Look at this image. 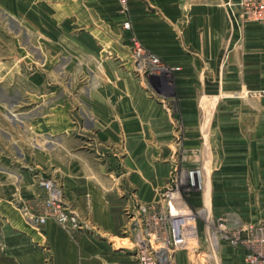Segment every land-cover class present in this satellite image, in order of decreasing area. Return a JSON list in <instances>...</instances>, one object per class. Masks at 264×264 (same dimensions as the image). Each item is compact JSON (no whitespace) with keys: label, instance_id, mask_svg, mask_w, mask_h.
I'll list each match as a JSON object with an SVG mask.
<instances>
[{"label":"crops","instance_id":"crops-1","mask_svg":"<svg viewBox=\"0 0 264 264\" xmlns=\"http://www.w3.org/2000/svg\"><path fill=\"white\" fill-rule=\"evenodd\" d=\"M36 3L54 13L35 17L34 73L0 110V264H136L125 208L156 202L174 167L205 165L213 216L264 221V27L242 22L239 0H128L127 32L117 0ZM132 37L177 70L135 78ZM49 177L81 228L24 217ZM200 244L207 264H244Z\"/></svg>","mask_w":264,"mask_h":264},{"label":"built area","instance_id":"built-area-1","mask_svg":"<svg viewBox=\"0 0 264 264\" xmlns=\"http://www.w3.org/2000/svg\"><path fill=\"white\" fill-rule=\"evenodd\" d=\"M117 3L119 12L126 17L122 30L131 31L127 19L128 0H117ZM238 6L244 24L264 27V0H239ZM131 60L134 72L144 78L170 75L177 70L165 64L134 37L131 38ZM39 186L47 192L45 207L49 214L46 217H54L64 226L79 228L75 215L64 202L60 184L55 180L40 179ZM204 193L202 168H174L160 190L157 202L139 204L135 210L125 211L127 222L122 234L131 243L138 264H174L176 252L188 251L194 242L198 245V222L201 218L208 225L214 249L226 245L243 252L244 264H264V221L230 223L222 216L210 214L209 217L204 207L198 209L191 200V197ZM44 222L45 218H40L36 223Z\"/></svg>","mask_w":264,"mask_h":264},{"label":"rangeland","instance_id":"rangeland-1","mask_svg":"<svg viewBox=\"0 0 264 264\" xmlns=\"http://www.w3.org/2000/svg\"><path fill=\"white\" fill-rule=\"evenodd\" d=\"M36 2L37 0H12L10 12H8V10L4 11L2 8H0V110L4 109L3 101L5 100L9 101V99L11 101L18 100L19 87L16 86L18 81L34 73V60L36 58V54L35 52H32L33 51L32 46H33V41H34V38L32 35L35 33V31L40 32L41 30H43L42 27L47 28V24L39 22V19H36L35 17H40L41 15H52V13H54V11L52 10L50 6H40V4ZM20 14L26 16L30 21H28L26 24L24 22L20 24L18 22V20L20 19L19 18ZM20 45L21 47L23 46L26 48V52H27L26 54H23V55L19 54ZM20 59L22 60V63H23L22 65H24V63L27 64L26 65L27 68L24 69L25 65L24 67L19 66ZM129 61L131 64V72L135 78H138V79L143 78L145 80L147 79L148 81L150 80V78L141 77L134 72V66L131 60V53L129 56ZM31 65L32 67H30ZM169 76L171 75H165V76L163 75V76H159L158 78L169 77ZM151 78H155V77H151ZM5 81L11 82L13 85H9V83ZM199 167L202 168L203 171L206 170L205 165L204 166L201 165ZM174 168H172V170ZM176 168H179V167H176ZM43 180H47V181L55 180L56 181V179H53L51 177L43 178ZM37 185L39 186V182L37 183ZM208 186H209L208 182L205 181V192L207 194L204 193L202 195H196L195 197L200 198V204L197 208L202 209L204 207L208 211V216L210 217L211 211L213 210V206L211 205L212 203L210 200ZM60 188H61V185H60ZM162 188L158 190V200H159L160 190ZM41 189L43 191V194L39 195L37 198L33 199V201L30 204L26 205V213H24V217L30 223H32L33 225H37V226L43 225L48 221H53L59 224L54 217H46L49 214V210H46V207H45V201L47 199V192L43 188ZM139 204L141 205L144 203H139V202L134 203L133 206L125 208V211L126 210L133 211L135 210V208H137ZM69 209L73 213V215H75L76 221L79 224V226H82L83 225L82 223H86L87 221L86 219L85 220L81 218L78 219L76 212L70 207ZM125 211H124L123 226L127 222V216L125 215ZM40 218H45V222L40 223V224L36 223L37 220H39ZM59 225L64 226L61 224ZM198 233H199V243L201 242L200 245L201 246L203 245V247L205 246L208 247L209 251H207V253L210 252V255L211 254L212 256L215 255L218 249L216 250L212 246L213 240L210 237V230L204 218H201L200 222H198ZM122 237H125V235L122 234ZM124 242L117 241V244L121 245ZM129 245L132 246L131 244ZM197 247H198L197 243L194 242L191 246H189V249H188V251L190 252V255L192 256V260L193 261L197 260L194 262V264H207L204 254H200L198 258H195V255H197L199 251L203 253V250H200V249L196 250ZM132 254L134 256L133 249H132ZM135 262L136 264H138L136 260ZM45 263L49 264V261L46 260Z\"/></svg>","mask_w":264,"mask_h":264},{"label":"bare ground","instance_id":"bare-ground-1","mask_svg":"<svg viewBox=\"0 0 264 264\" xmlns=\"http://www.w3.org/2000/svg\"><path fill=\"white\" fill-rule=\"evenodd\" d=\"M206 193V192H205ZM207 194V193H206Z\"/></svg>","mask_w":264,"mask_h":264}]
</instances>
